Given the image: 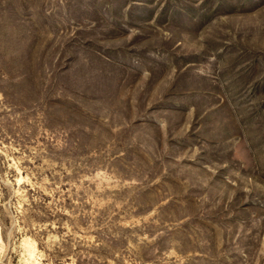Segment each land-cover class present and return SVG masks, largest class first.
<instances>
[{"label": "rangeland", "instance_id": "obj_1", "mask_svg": "<svg viewBox=\"0 0 264 264\" xmlns=\"http://www.w3.org/2000/svg\"><path fill=\"white\" fill-rule=\"evenodd\" d=\"M0 264H264V0H0Z\"/></svg>", "mask_w": 264, "mask_h": 264}]
</instances>
